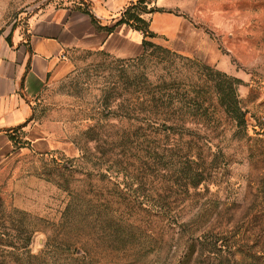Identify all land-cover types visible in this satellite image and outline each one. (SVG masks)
Masks as SVG:
<instances>
[{
  "label": "rangeland",
  "instance_id": "374dc122",
  "mask_svg": "<svg viewBox=\"0 0 264 264\" xmlns=\"http://www.w3.org/2000/svg\"><path fill=\"white\" fill-rule=\"evenodd\" d=\"M147 1L187 44L71 49L31 103L65 149L0 148V264H264V0ZM86 6L0 0V44Z\"/></svg>",
  "mask_w": 264,
  "mask_h": 264
},
{
  "label": "crops",
  "instance_id": "0c3cea01",
  "mask_svg": "<svg viewBox=\"0 0 264 264\" xmlns=\"http://www.w3.org/2000/svg\"><path fill=\"white\" fill-rule=\"evenodd\" d=\"M85 1L106 25L136 0ZM170 1L156 0V4L167 9L176 8L177 3ZM149 17L155 37L176 35L178 41L182 38L187 44L188 27L183 15L167 11L154 12ZM155 18L161 19L160 25L154 23ZM183 46H178V50L188 53ZM77 47L104 50L120 58H135L145 52L143 33L126 24L108 33L99 30L88 14L70 7L49 8L36 14L25 40L12 41L11 45L6 41L0 44V148L6 153L14 148L8 130L22 124L25 125L19 130L20 138L34 152L65 149L64 143H59L49 130L32 119L31 103L49 73L63 69L71 49Z\"/></svg>",
  "mask_w": 264,
  "mask_h": 264
},
{
  "label": "trees",
  "instance_id": "16d2710c",
  "mask_svg": "<svg viewBox=\"0 0 264 264\" xmlns=\"http://www.w3.org/2000/svg\"><path fill=\"white\" fill-rule=\"evenodd\" d=\"M86 2V1H85ZM87 6L84 8H80V10L86 14H88L91 18L92 23L99 29L105 30L108 33H112L119 25L126 24L131 28L138 30L143 33V44L145 47V51L148 46L152 45V42L149 40L152 37H155L156 34L151 30V18H145L143 16L144 13H154L156 11H161L160 8H150L148 9V1L147 0H136L131 1L116 17L113 18L111 22L112 24L104 25L102 20L92 11L91 4L86 2ZM10 43V38L7 39ZM25 124L19 125L17 128L8 130L9 135L13 143L17 146H25L26 142H22L23 140L20 138L21 128ZM22 140V141H21Z\"/></svg>",
  "mask_w": 264,
  "mask_h": 264
}]
</instances>
